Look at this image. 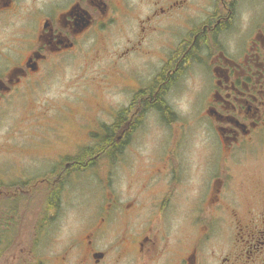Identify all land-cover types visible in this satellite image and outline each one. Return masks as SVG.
<instances>
[{"label": "flooded vegetation", "instance_id": "1", "mask_svg": "<svg viewBox=\"0 0 264 264\" xmlns=\"http://www.w3.org/2000/svg\"><path fill=\"white\" fill-rule=\"evenodd\" d=\"M18 16L22 32L0 47V110L114 20L133 37L111 58L127 99L100 108L111 127L91 138L77 126L80 143L49 120L1 145L0 264H264V0H0V28ZM145 119L162 151L129 199L109 178L81 231L60 241L75 185L89 189L92 163L118 160Z\"/></svg>", "mask_w": 264, "mask_h": 264}, {"label": "rangeland", "instance_id": "2", "mask_svg": "<svg viewBox=\"0 0 264 264\" xmlns=\"http://www.w3.org/2000/svg\"><path fill=\"white\" fill-rule=\"evenodd\" d=\"M22 23L23 17L18 16L13 19L12 24L0 28V47L2 43H11L10 39L22 32ZM124 25L122 28L121 23L114 20L97 34L92 33L87 42L75 52L55 56L43 65L41 73L32 79L24 94L6 99V108L0 110V154H5L1 145L6 140L18 142L26 132L35 131L36 124H45L49 120L62 124V129L69 137L75 132L74 140L80 143L86 142L88 133L80 134L77 126L89 129L91 138L92 134L98 132V127L95 128L97 123L112 126L114 115L103 113L100 108L111 106L110 110L113 111L114 107L127 100L122 94H118L115 87L117 77L111 59L126 38L133 37L130 34L133 30L132 23L124 22ZM132 63L135 61L132 60ZM116 67L118 69L120 65ZM136 67L137 65L134 66ZM147 122L145 119L142 127L129 135L128 142L119 153L120 160L113 155L107 161L101 157L92 163L91 180L87 184L89 189L81 190L86 186L82 183L79 184L81 188L75 185V191L68 200L70 204H65L54 226H58L60 241L67 232L81 231L82 220L91 217L98 208L101 202L100 188L109 183V178V185L120 193V197L129 199V192L132 190L125 189L128 183L135 184L140 175H145L150 167L147 161L150 160L149 154L155 155L162 151L159 144L163 138L162 132L156 127L154 136ZM200 154L201 148L196 140L187 143L185 155L189 162L197 160ZM109 166L113 174L105 177V168ZM135 177L136 181L133 182ZM183 227L180 226V231ZM186 230L188 233V228Z\"/></svg>", "mask_w": 264, "mask_h": 264}]
</instances>
